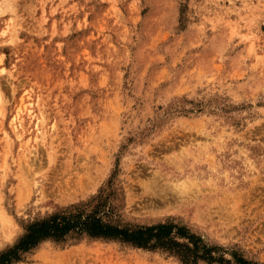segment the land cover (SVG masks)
I'll list each match as a JSON object with an SVG mask.
<instances>
[{"label":"rangeland","instance_id":"obj_1","mask_svg":"<svg viewBox=\"0 0 264 264\" xmlns=\"http://www.w3.org/2000/svg\"><path fill=\"white\" fill-rule=\"evenodd\" d=\"M261 55L264 0H0V254L80 214L184 233L71 231L10 264H264Z\"/></svg>","mask_w":264,"mask_h":264},{"label":"trees","instance_id":"obj_2","mask_svg":"<svg viewBox=\"0 0 264 264\" xmlns=\"http://www.w3.org/2000/svg\"><path fill=\"white\" fill-rule=\"evenodd\" d=\"M175 229H178V232H182V234L184 233V227H178L172 223H158L155 225L128 228L104 222L94 216L83 217L80 214L53 215L50 218L30 224L28 231L18 243L0 254V264H10L18 260L23 252L38 245L46 238L61 237L71 231L79 233L86 232L95 237H119L138 246L154 247L169 243L176 244L171 237ZM187 237L193 240L194 247L193 249L186 248L187 252L183 255L184 261H188L189 259L196 260L198 258L209 261L214 260V257L210 253L212 248L208 247L198 238H195L196 242H194V236L192 235H188ZM237 264L257 263L243 258H237Z\"/></svg>","mask_w":264,"mask_h":264},{"label":"bare ground","instance_id":"obj_3","mask_svg":"<svg viewBox=\"0 0 264 264\" xmlns=\"http://www.w3.org/2000/svg\"><path fill=\"white\" fill-rule=\"evenodd\" d=\"M259 56H260V55H259ZM261 56H262V55H261ZM263 56H264V55H263ZM263 56H262V57H263ZM260 59H261V57H260ZM1 70H2V69H1ZM261 72H262V71H261ZM39 113H40V112H39ZM17 116H18V115H17ZM36 119H37V118H36ZM39 120H41V119H39ZM42 120H43V119H42ZM36 122H37V120H36ZM41 122H43V121H41ZM41 122H40V124H41ZM43 123H44V122H43ZM36 125H37V126H36V129H37V130H40L41 127L39 126L38 122L36 123ZM41 126H42V125H41ZM51 127H52V125H51ZM14 128H15V127H14ZM44 130H45V129H44ZM51 131H52V129H51ZM50 133H51V132H50ZM22 134H23V133H22ZM49 135H50V134H49ZM40 136H41V135H40ZM39 140H40V139H39ZM5 163H6V162H5ZM20 176H22V174H21ZM19 178H20V177H19ZM30 178H31V177H30ZM30 178H29L28 180H30ZM21 179H22V177H21ZM23 179H24V177H23ZM25 179H26V178H25ZM18 180H19V179H18ZM36 180H37V179H36ZM153 180H154V179H153ZM26 181H27V179H26ZM26 181L24 180L25 183H26ZM24 182H22V184H24ZM160 182H161V181H160ZM151 183H152V182H151ZM155 183H156V181H155ZM155 183H154V184H155ZM158 183H159V182H158ZM27 184H28V182H27ZM152 184H153V183H152ZM152 184H151V185H152ZM167 184H168V183H167ZM191 184H192V183H191ZM29 185H30V184H29ZM181 185H182V183H181ZM168 186L170 187V185H168ZM186 186H187V184H186ZM151 187H152V186H151ZM175 187H176V186H175ZM178 187H179V186H178ZM181 187H182V186H181ZM153 188H154V187H153ZM28 189H29V188H28ZM156 189H157V188H156ZM158 190H159V188H158ZM179 190H180V189H179ZM179 190H178V191H179ZM181 190H183V189H181ZM184 190H185V189H184ZM191 190H192V189H191ZM166 191H167V190H166ZM19 192H20V191H19ZM19 192H18V193H19ZM157 192H158V191H157ZM185 192H186V191H185ZM187 193L189 194L190 192H187ZM154 194H156V192H154ZM19 195H20V193H19ZM178 195H179V194H178ZM17 197H18V196H17ZM21 198H22V197L20 196V199H21ZM166 198H167V197H166ZM22 199H23V198H22ZM22 199H21V200H22ZM164 199H165V197H164ZM19 201H20V200H19ZM0 203H1V202H0ZM0 212H1L2 216H3V217L0 218V219L6 218V220H7V219H8L7 214H6L4 211H2V210H0ZM4 221H5V220H4ZM2 222H3V221H2ZM0 229H1V228H0ZM2 232H3V231H2ZM7 237H8V236H7ZM64 255H65V254H64ZM64 255H63V256H64ZM68 256H69V255H68ZM64 258H66V257H64ZM49 259H50V258H49ZM62 260H63V259H62ZM64 260H65V259H64ZM53 262H55V261H51L52 264H54ZM65 262H66V261H65ZM47 263H49V262H47ZM47 263H46V264H47ZM55 263H56V262H55Z\"/></svg>","mask_w":264,"mask_h":264}]
</instances>
